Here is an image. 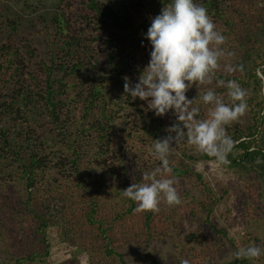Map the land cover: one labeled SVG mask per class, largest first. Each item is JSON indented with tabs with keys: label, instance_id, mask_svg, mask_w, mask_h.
I'll use <instances>...</instances> for the list:
<instances>
[{
	"label": "trees",
	"instance_id": "trees-1",
	"mask_svg": "<svg viewBox=\"0 0 264 264\" xmlns=\"http://www.w3.org/2000/svg\"><path fill=\"white\" fill-rule=\"evenodd\" d=\"M54 2L51 9L31 11V18L30 6L18 10L13 0H0V264L45 262L53 228L78 253L119 256L110 242L136 207L120 191L157 166L152 140L164 138L175 123L171 113L156 117L123 90L124 77L136 83L148 63L144 34L170 0ZM199 2L233 40L227 47L235 54L232 63L244 66L243 73L217 72L247 92L246 113L228 126L236 145L226 166L264 185V0ZM197 87L186 95H202ZM198 106L206 116V107ZM175 149V178L193 172L190 162L214 160L184 142ZM216 202L211 197L202 208L210 213ZM171 218L164 228L176 221ZM152 222L146 211L130 234L146 243ZM183 251V259L201 264Z\"/></svg>",
	"mask_w": 264,
	"mask_h": 264
},
{
	"label": "clouds",
	"instance_id": "clouds-1",
	"mask_svg": "<svg viewBox=\"0 0 264 264\" xmlns=\"http://www.w3.org/2000/svg\"><path fill=\"white\" fill-rule=\"evenodd\" d=\"M143 39L151 47L149 61L136 83L124 77V96L144 101L146 111L156 117L171 113L175 123L166 129L164 138L152 140L150 151L159 162L157 166L142 174V182H133L120 192L135 202L138 210L158 212L162 202L169 206L182 202L170 161L178 143L193 146L218 166L230 163L228 156L236 141L228 126L246 113L247 92L237 80L217 76L221 61H225L223 71L227 74L243 73L244 66L232 63L235 54L225 47L227 37L199 0H170L152 18ZM257 71L259 74L261 69ZM197 85L204 86L202 95L189 98L186 93ZM217 89L226 90L229 102ZM198 105L207 108L206 116ZM234 255L259 260L264 247L255 243L241 246ZM181 264H190V260L182 259Z\"/></svg>",
	"mask_w": 264,
	"mask_h": 264
},
{
	"label": "rangeland",
	"instance_id": "rangeland-1",
	"mask_svg": "<svg viewBox=\"0 0 264 264\" xmlns=\"http://www.w3.org/2000/svg\"><path fill=\"white\" fill-rule=\"evenodd\" d=\"M13 1L18 10L30 6L31 10H26L27 15L34 11H43L44 8L51 9L50 5L55 3L54 0ZM30 17L34 18L36 15L30 14ZM225 46H234L233 40L227 39ZM224 63L225 61H221V68L218 71H223ZM196 91L203 93L204 86L197 87ZM218 94L223 96L225 102L229 101L225 98V93ZM205 111L207 113V108ZM177 151L178 149H175L176 159L180 155ZM190 164L193 172L176 178L181 204L169 206L162 202L158 212H151L153 218L151 235L146 243L140 234H130L134 222L143 219L146 212L138 210L136 204L134 212L124 216L125 224L116 226L115 233L118 235L110 242V247L119 256L101 258L78 253L69 248L53 228L48 232L50 247L45 262L37 260L27 264H90L89 260H92L93 264H176L174 260L177 257L183 259L184 254L180 250L191 253L197 263L228 264L237 259L234 253L241 246L255 243L264 247V185L252 184L247 178L240 177L232 168L218 166L214 160ZM211 197L217 202L209 213L202 205H207ZM118 204L123 210L128 207L126 199H122ZM194 210L195 216H190L189 212ZM167 217H172L176 221L168 228H164L167 227L165 223ZM206 219L212 227L208 225ZM125 227L126 232H123ZM192 234L194 236L191 238ZM237 260H244V264H264V256L255 261L243 258Z\"/></svg>",
	"mask_w": 264,
	"mask_h": 264
}]
</instances>
